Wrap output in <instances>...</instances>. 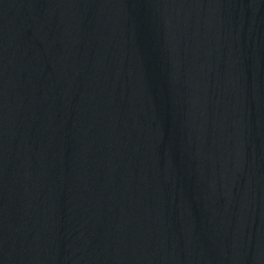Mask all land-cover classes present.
<instances>
[{
  "label": "water",
  "instance_id": "obj_1",
  "mask_svg": "<svg viewBox=\"0 0 264 264\" xmlns=\"http://www.w3.org/2000/svg\"><path fill=\"white\" fill-rule=\"evenodd\" d=\"M0 264H264V0H0Z\"/></svg>",
  "mask_w": 264,
  "mask_h": 264
}]
</instances>
